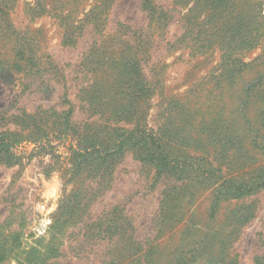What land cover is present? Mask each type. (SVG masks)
<instances>
[{"label":"trees","instance_id":"16d2710c","mask_svg":"<svg viewBox=\"0 0 264 264\" xmlns=\"http://www.w3.org/2000/svg\"><path fill=\"white\" fill-rule=\"evenodd\" d=\"M20 1L31 21L41 16L55 19L63 44L76 46L89 28L92 41L79 67L85 76L97 73V79L81 87L79 108L88 114L82 125L72 120L76 105L63 66L41 52L33 36L37 30L14 24ZM84 1L0 0V80L21 87L22 92L35 87L33 91L42 95L60 88L58 105L63 107L54 112L53 126L48 125L46 112H22L20 126L21 131L27 129L25 135L0 131V162L7 166L28 163L31 156L17 149L25 141L37 144L38 153H49L50 167L66 164L61 166L66 172L61 173L90 180L71 191L68 203L61 202L51 217L47 239L29 252L18 243L17 230L11 227L16 216L9 213L0 226V264H60L58 258L68 250L79 256L87 249L97 256L96 264H237L231 254L233 237L254 215L252 206L237 209L236 203L233 216L220 226L216 223L222 201H238L264 190V145L262 162L255 167L242 158L232 138L234 122H243L245 133L259 131L246 112L255 103L264 108V0H173L184 12L179 18L184 33L176 44L207 65L216 52L219 61L211 68V80L201 82L195 93L198 105L193 100H166L156 128L149 126L148 113L161 92L160 71L148 79L144 66L151 61L154 35L165 34L174 9L141 0L147 15L145 31H134L121 22L111 36L106 20L116 0H91L87 7ZM255 48L259 54L248 59ZM252 69H257L255 76L245 82ZM110 99L114 126L92 121L94 115H104ZM227 99L236 104L234 118L226 113ZM1 114L0 129L5 119ZM49 131L72 140L73 148L63 162L49 147ZM257 139L252 142L258 144ZM192 141L204 145V154L191 149ZM127 153L154 170L153 184L165 182L154 226L145 236L122 204L91 215V205L111 179L116 162ZM244 167L249 170L245 172ZM205 190L209 191L206 218L188 216L187 197ZM69 232L76 236L71 242L65 240ZM254 264H264V255L257 256Z\"/></svg>","mask_w":264,"mask_h":264},{"label":"rangeland","instance_id":"374dc122","mask_svg":"<svg viewBox=\"0 0 264 264\" xmlns=\"http://www.w3.org/2000/svg\"><path fill=\"white\" fill-rule=\"evenodd\" d=\"M153 1L167 9H174L171 13L174 19L167 26L165 34L162 37L154 35L151 61L147 63V67L144 66V72L148 79L155 76V70L160 71L161 92L152 100V106L148 113L149 126L156 128L159 113L164 109L167 101L193 100V103L198 105L195 93L199 91L197 89H201V82L211 80L213 74L211 68L218 63L219 53L216 52L212 63L207 65L202 59L193 57L186 49L177 45V39L184 33V27L179 20L184 13L183 10L180 7L176 8L173 0ZM90 3L91 0L88 2L85 0L83 6L87 7ZM146 19L147 15L141 9V0H116L106 20L108 34L114 36V29L121 22L127 24L134 31L144 32L147 25ZM13 21L21 29L29 27V29L37 30L33 36L40 44L41 52L50 55L57 64L63 66L64 73L68 78L67 83L70 86V98L76 105L72 120L76 122L77 126L82 125L86 122L85 119L88 114L85 109L79 108L81 87L92 85L97 79L95 76L97 73L89 72L85 76L82 68L79 67V63L89 50L92 41L89 28L85 30V35L77 42L76 46L63 44L62 29L55 19L41 16L31 21L23 12L22 1L19 2L14 11ZM112 44V42L108 43V46ZM258 49H251L247 58L252 59L257 56L260 52ZM256 70L252 69L244 76L245 82L255 76ZM34 88L32 87V91L22 92L21 87L0 80V114L4 113L1 115L5 117L2 122L4 127L0 131H19L25 135L27 129L21 131L20 126L19 115L22 112L30 115L41 111L46 112L49 119L48 125L53 126L52 122L56 119L54 112L63 109L58 105L62 90L55 87L51 92L42 95L33 91ZM199 95H202L201 91ZM200 97L202 98V96ZM163 99L165 102L161 105ZM111 100H109L110 103L107 105L104 115L96 114L92 117V121H97L102 125L114 126L116 119L110 116L109 111L113 108ZM227 102L226 113L234 118L235 114L232 111L236 104L231 99H227ZM263 111V106L260 103H255L246 112L252 120L254 129L259 130L256 135L245 133L243 122L241 124L234 122L232 125V138H235V148L241 150L242 158L247 163L251 162L255 167L262 162L260 150L261 146L264 145ZM119 124L126 125L123 122ZM48 137L50 140L49 147L54 153L60 155L61 162L65 161L71 148H73L72 140L67 136L54 135L52 131ZM254 138H258V144L252 142ZM197 141L199 142V140ZM197 141H192L191 149L195 150L197 154H204L203 152L206 151L204 145L197 146L195 144ZM17 149L25 157L31 156V159L23 166H7L0 162V226L7 215L12 212L16 217L11 227L17 230L16 235L20 246H25L29 252L31 249H35L39 243L44 242V239H47L45 237H48L49 234L48 226L51 224V217L61 202L68 203L71 191L81 182L86 184L90 180L72 179V174L61 173L62 170L66 172L67 169H61V166H66V164L58 163L56 166L50 167L52 164L51 156L48 152L38 153L40 150H38L37 144H25L23 141ZM67 167L69 166L67 165ZM50 168L53 170L50 171ZM226 168L224 166L223 171ZM232 169L230 168V170ZM243 170L247 172L249 168L244 167ZM153 179L154 170L152 168L143 166L131 153L125 154L121 160L116 162L111 179L91 205V215L97 216L117 204H122L126 206L127 214L134 220L138 232L143 236L150 234L154 226L155 216L158 213L161 193L165 186V182L161 180L153 184ZM208 199L209 191L206 190L197 194V197H187L186 200L189 203L188 216L193 215L198 220H204L206 218L205 210L209 204ZM236 203H238L237 209L252 206L254 215L233 237L231 254L237 257V264H254V259L257 256L264 255V190L238 201H222L216 223L218 226L233 216ZM80 227L74 228L72 231H78ZM70 232L65 237V240H69V242L76 237ZM98 249L100 250L101 247L99 246L95 250ZM74 252L68 250L65 255L58 258L59 263L96 264L97 262V256L92 253L89 254L88 249L79 256L74 255Z\"/></svg>","mask_w":264,"mask_h":264}]
</instances>
